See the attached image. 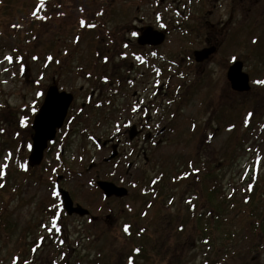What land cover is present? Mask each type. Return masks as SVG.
Wrapping results in <instances>:
<instances>
[{
    "label": "rangeland",
    "instance_id": "1",
    "mask_svg": "<svg viewBox=\"0 0 264 264\" xmlns=\"http://www.w3.org/2000/svg\"><path fill=\"white\" fill-rule=\"evenodd\" d=\"M37 1L0 0V185H3L0 187V264H133L124 260L130 253L123 226L130 223L132 227L136 224L145 227L154 219L150 231H155L158 225L164 229L170 225L164 213L172 216L179 213L180 218H189L185 231H179L178 225L172 224L168 235L165 231H160L164 236L149 233L147 257L139 259L137 256L135 264H264V247L251 246L254 239V243L261 242L260 232L253 230V235L249 221L245 229L242 226L234 228L232 237L212 225V235L206 243L199 239L197 230L200 226L193 230L196 218L208 208L206 180L211 187L220 185L228 200L234 198L233 202L225 203L224 218H234L241 213L240 218L244 219L249 214V209L243 206L250 192L248 182L252 176L249 171L258 174L257 183L264 187V75L252 74V90L241 96L225 90L224 75L220 70L214 72L212 69L208 77H204L207 84L203 95L189 101L193 95L188 96L187 90L181 91L182 97L177 104L186 118L192 115L190 107L195 110L207 94L211 115L216 121L210 118L206 108L199 114L198 122L184 125L187 119L182 118L175 122L174 128L168 129V134L161 135L167 139V144L160 147L161 160L153 162L154 167H149L146 178L157 177L161 171L166 175L182 174L179 176L181 184L173 186L176 196L179 194L181 198L177 197L175 205L159 204L158 215L156 193L143 195L138 188L129 186L130 181L122 176L124 167L110 169L103 165L106 153L98 149L94 138L84 137V125L72 124L77 129L75 135L72 130H66L58 137L53 152L47 157V164L53 168L47 172L37 169L36 179L38 175L42 177V182L37 185L28 164L31 122L26 130L25 124L20 122L23 119L27 122V109L31 103L41 105L48 89L46 85H50L54 77L58 85H67V91H74L83 84H79L76 71L81 68L72 64L74 53L89 56L91 51H96L100 41V33L95 29L91 31L90 27L99 0H85L86 5L82 0H53V7L45 17L36 21L34 11L46 0L43 3ZM147 3L151 4L150 1ZM33 20L37 24L34 25ZM59 59L70 70L55 72ZM88 61L94 66L92 59L88 58ZM49 63L50 71L44 70ZM254 63V60L247 61L250 68ZM168 123L164 120L153 129L165 130ZM100 140L102 142L104 138ZM60 153H64V162L79 163V167L78 175L75 174L71 181L60 180L64 187L57 188L52 183L57 178L54 169L59 167ZM93 160L102 167L90 172L87 179L83 177L82 168ZM57 172H62L61 168ZM139 172L133 171L134 179L138 178ZM208 172L212 175L203 180V174ZM96 174L99 175L97 179L124 183L130 191V197L120 204L121 208L113 207V215L110 202L105 201L97 190ZM182 178L186 179L182 181ZM134 182L138 183V180ZM60 189L71 191L82 205L84 201H91L86 205L92 208V216L65 215L60 206ZM182 193L186 196L182 197ZM189 194L193 199H190L188 210L183 200ZM254 195L255 199L250 198L257 206L255 213L252 207V213L264 215V189L257 188ZM143 214L145 221L141 218ZM159 236L164 244L159 245L156 240ZM121 253L125 254L124 258H120Z\"/></svg>",
    "mask_w": 264,
    "mask_h": 264
},
{
    "label": "flooded vegetation",
    "instance_id": "2",
    "mask_svg": "<svg viewBox=\"0 0 264 264\" xmlns=\"http://www.w3.org/2000/svg\"><path fill=\"white\" fill-rule=\"evenodd\" d=\"M95 15L90 27L91 31L95 29L100 33L99 45L89 56L84 57L76 51L72 62L76 68H81L76 71L79 84H83L74 91H67V85H58L54 77L51 84L46 85L48 89L55 85L59 91L72 94L73 101L64 125L45 151L44 161L39 166L31 167L30 172L34 174V183L40 184L42 177L38 175L36 179L37 169L47 172L53 168L47 164V157L53 152L58 137L66 130H72V135H75L77 129L71 125L79 124L85 127L84 137L94 138L98 149L105 151L103 165L110 169L124 167L122 176L130 181L129 186L140 190L145 183L146 172L150 171L149 167H154L153 162L161 160L160 147L167 144V139L161 135L168 134V129L174 128L175 122L186 118L177 104L179 97H182L181 91L187 90L188 96L193 95L189 101L203 95L207 84L204 77H208L212 69L214 72L220 70L224 75L225 90L238 96L248 94L234 91L227 79L230 67L236 62L243 63V71L249 76L264 75V0H99ZM151 29V34L157 32L164 35L163 42L141 44V37ZM88 58L94 61V66L89 65ZM252 60L255 63L250 68L247 61ZM49 65L44 70L50 71ZM90 68L93 70L90 71ZM55 69V72L63 73L70 67L62 65L59 59ZM40 107V104L36 106L31 103L27 109V122H23L25 119L20 122L25 124L24 130L29 128L31 122L28 129L31 133V149L33 121ZM206 108L210 118L216 119L211 115L206 94L195 110L190 107L192 115L183 124L198 122L199 114ZM215 110L218 112L219 108ZM164 120L169 122L165 130L153 129V126L162 124ZM99 134L102 136L100 139L104 138L102 142L98 139ZM152 153L156 156L153 157ZM63 154H59L60 164L54 169L57 178L52 185L57 188L64 187V184L60 185V180L71 181L75 174L78 175L79 163L64 162ZM113 154L115 157L111 158ZM101 167L93 160L82 168L83 177L89 179L90 172L101 170ZM58 168L62 172H57ZM136 170L140 172L138 178L134 179L133 171ZM95 176L97 182L99 175ZM116 184L128 189L124 183ZM97 190L105 201L110 202L112 215L113 207L116 205L121 208L120 204L130 197L107 198L99 188ZM69 193L74 206L81 205L89 210L87 216H92V208L86 205L91 204V201H84L82 205L71 191ZM156 202L162 204L161 200ZM60 206L65 215L81 218L77 213L68 214L62 204ZM123 211L124 208L120 212Z\"/></svg>",
    "mask_w": 264,
    "mask_h": 264
},
{
    "label": "trees",
    "instance_id": "3",
    "mask_svg": "<svg viewBox=\"0 0 264 264\" xmlns=\"http://www.w3.org/2000/svg\"><path fill=\"white\" fill-rule=\"evenodd\" d=\"M45 1V0H44ZM43 0H38L37 3H43ZM53 0L49 1V3H47L48 1L44 2L41 6L38 7L37 10H35V15L36 17L34 18V20L38 21V18L41 20L45 17V13L50 10V8L53 7ZM83 2L85 0H82ZM59 2V1H58ZM87 3L84 2V5H86ZM34 22V25L37 24ZM210 171V170H209ZM176 173V172H172V173H168L166 175V173L164 171L159 172V176L157 177H149L148 179L145 176V183L142 187H140L141 189L138 190L140 193H142L143 195H149V192H155L156 195L154 196L155 200H161L162 204L160 205H167L168 203H173L175 205L176 202H178V199L181 198L177 195V191L174 189V185L179 184L181 178L179 177L181 174ZM250 176H252V178L249 180L248 182V187L250 192H248L247 195V199L244 201L243 206H245L247 209H249V214H247L246 218H240V215L235 216L234 218H227L223 216L224 214V210H226L225 205L230 202H233L234 198H230L229 200L227 198H225L224 193L221 191V187L220 185L218 187H211L208 184V181H205V185H204V189H205V195H206V202L208 203V208L202 212L195 220L196 224H194V229L195 227L200 226L199 230H197V233L200 234L199 239H201V242H208V238L211 237L212 235V225L214 228H217V230H220L223 234H225L226 236L232 237L234 236V228H237L239 226H242L243 229L246 228L245 224L246 222H251V229L254 235V231L253 230H257L258 232H260V236H261V242L259 243H254L252 240V244L251 246L255 247V248H262L264 247V215H259L255 213V207L257 206V204H255V202H253L251 200L255 199L254 194L257 193V188L259 189H264L263 186H259L258 182V174H256L255 172H250L249 171ZM203 180L204 179H208L210 175L209 172L206 174H203ZM195 178V177H194ZM212 178V177H211ZM210 178V180H211ZM260 178V177H259ZM186 179V178H185ZM185 179L182 178V181H184ZM160 183V184H159ZM157 184H159V186H157ZM181 184V183H180ZM197 185V184H196ZM190 189V188H189ZM153 196V195H152ZM186 193H182V197H185ZM219 196V197H218ZM179 197V198H177ZM224 197V198H223ZM251 197V198H250ZM223 198V200L221 201V199ZM190 199H193V195L189 194L188 198L184 199L183 201H185V203L188 205V210H189V204H190ZM227 202V203H226ZM226 203V204H225ZM264 205V204H263ZM252 207H253V212L252 213ZM155 208L157 209L158 212V203L156 202ZM164 218L169 221L170 225L173 224V226H177L178 225V229L179 231H185V224L188 223L189 218H184L179 216V213L176 216H172L169 213H164ZM141 218L145 221V217L144 215L141 216ZM245 220V221H242ZM214 220V221H213ZM213 221V222H212ZM238 221V222H237ZM215 222V224H214ZM154 223V219L148 221V224L145 227H142L141 224H136L135 227H132V225L129 224H125L122 228V232L123 235L125 237L126 240H128L127 245L129 246V256L127 257V259H124L126 262L131 261L133 264H135L136 261V257L139 256V259H145L147 257L149 248L147 247L149 238L148 235L149 233L151 234V232H155L154 235H161L164 236V234H162L161 232L165 231L167 232L166 234L168 235V231H169V226H167L166 228L163 229V226L158 225L157 227H155V231H150V227L153 225ZM126 225H128L126 227ZM125 229H127V231H125ZM161 231V232H160ZM179 235L183 234L182 232H178ZM196 235V234H195ZM194 238V237H193ZM132 239V241H131ZM156 240L158 241L159 245L164 244L163 239H161V237H157ZM136 241V243H135ZM180 241V240H179ZM141 244V245H138ZM138 245V246H137ZM161 247V246H160ZM132 251V255H131V251ZM246 253V252H245ZM125 254L121 253L120 258H124ZM129 257H131L130 259H128ZM185 264V263H183Z\"/></svg>",
    "mask_w": 264,
    "mask_h": 264
},
{
    "label": "water",
    "instance_id": "4",
    "mask_svg": "<svg viewBox=\"0 0 264 264\" xmlns=\"http://www.w3.org/2000/svg\"><path fill=\"white\" fill-rule=\"evenodd\" d=\"M147 30L140 39L141 44H160L164 40L162 33ZM152 39H148L149 37ZM227 79L234 91L239 93L249 92L251 90L250 76L243 71V63H234L227 74ZM73 101V95L68 92H60L57 86H51L46 94L45 100L34 118L33 130L34 136L32 138V149L28 157V164L31 167L39 166L43 159L44 153L50 142L56 138L58 130L62 128L65 123L68 110ZM114 157V154L112 155ZM98 186L104 192L105 196L110 198L112 196L124 197L128 195L126 188L117 187L113 182L99 181ZM63 207L69 214L77 213L80 216L89 214V211L80 205L74 206V202L68 191L64 189L59 190Z\"/></svg>",
    "mask_w": 264,
    "mask_h": 264
},
{
    "label": "snow or ice",
    "instance_id": "5",
    "mask_svg": "<svg viewBox=\"0 0 264 264\" xmlns=\"http://www.w3.org/2000/svg\"><path fill=\"white\" fill-rule=\"evenodd\" d=\"M10 59V58H9ZM3 185H0V187H2ZM125 231H127V229H125Z\"/></svg>",
    "mask_w": 264,
    "mask_h": 264
}]
</instances>
